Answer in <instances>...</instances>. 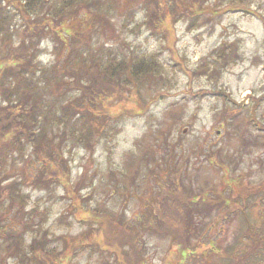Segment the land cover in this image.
<instances>
[{
  "label": "rangeland",
  "instance_id": "1",
  "mask_svg": "<svg viewBox=\"0 0 264 264\" xmlns=\"http://www.w3.org/2000/svg\"><path fill=\"white\" fill-rule=\"evenodd\" d=\"M23 2L14 0L7 5L14 30L4 44L0 36V54L21 39H28L22 12L18 10ZM190 2L196 7L195 15L166 21L169 40L152 33L144 24L142 0L112 1L106 21L92 14L99 32L84 34L94 45L102 44L120 54L133 51L146 57L152 55L161 66L163 77L159 84L143 90L149 102L145 112L117 117L118 107L110 108L112 115L101 131H96L92 147L75 146L66 153L70 194L73 191L81 198L76 202L93 211L104 209L136 226L143 246L140 249L150 264H162L171 240L150 233L138 223L144 221L146 202L152 196L153 182L143 177L147 171L144 162L148 160L140 161L149 147L154 148L165 139L174 144L177 152L183 154L181 162L187 164L183 173L186 172L194 192L220 190L223 180L222 169L197 154L199 146L219 147L228 176L237 177L243 185L251 187L264 182V128L258 125L264 126V0H197V5L196 0ZM82 9L78 13L86 14V18L73 14L63 23L64 30H82L88 25L93 11ZM52 30L35 43L36 61L42 66L65 63L69 38L65 34V42H61ZM217 90L224 93H215ZM252 115L257 123L251 121ZM155 153L157 159L161 158L162 150ZM34 156L28 151L4 156L6 174L10 176L5 182L23 181L22 191L28 196L26 208L37 209L43 228L51 237L49 248L60 250L63 239L70 245L76 240L78 246L69 264L111 262L112 253L91 244L105 236L86 232L89 227L96 228V224L87 220L88 225L83 215L73 211L70 195L64 194L61 185L37 188L32 184ZM149 164L152 167V161ZM128 173L132 174V181ZM251 199L247 211L252 223L259 226L264 221V201L258 198L252 203ZM2 211L0 208L2 224L11 226L10 212ZM199 225L217 247L231 243L241 228L238 214L215 211L201 216ZM196 263L203 264L199 259ZM205 264H219L218 258L211 256Z\"/></svg>",
  "mask_w": 264,
  "mask_h": 264
},
{
  "label": "trees",
  "instance_id": "2",
  "mask_svg": "<svg viewBox=\"0 0 264 264\" xmlns=\"http://www.w3.org/2000/svg\"><path fill=\"white\" fill-rule=\"evenodd\" d=\"M112 1L118 0H24L18 8L28 39H21L16 46L12 45L0 54L3 101L0 104V208L1 213L10 212L11 215V226L2 224L0 217L3 252L0 264H69L78 246L76 240L70 241V245L63 239L62 249L49 248L51 237L43 228L37 209L26 208L28 196L22 191L23 181L5 182L10 176L6 174L4 156L13 152L23 155L27 151L35 155L32 184L37 188L61 185L64 194L70 195L69 206L73 211L83 215L88 225L89 222L96 224V228L89 227L86 232L105 236L91 244L112 253V261L106 264H150L140 249L143 246L136 226L104 209L83 208L76 202L79 196L73 191L70 194L66 153L75 146L92 147L97 139L96 131H101L112 115L110 108L118 107L120 114L117 117L145 112L149 102L143 90L158 85L163 77L161 66L152 55L146 57L133 51L120 54L102 44L94 45L90 38L84 37L86 33L99 32L95 21L108 19ZM13 2L0 0L2 44L11 38L14 30L10 10L7 11V5ZM191 7L190 0H142L144 24L152 33L169 40L166 21L172 18L176 22L180 17L195 15L196 7ZM82 8L93 11L88 25L82 30H64L63 23L73 14L85 17L86 14L78 13ZM92 14L97 15V19L92 21ZM262 20L264 26V18ZM51 30L61 42H65L62 37L66 34L68 52L63 58L64 64L54 62L42 66L36 61L35 43L38 37ZM215 93L224 92L217 90ZM250 119L257 123L253 115ZM258 125L264 128L260 123ZM160 150L162 155L157 159L155 152ZM197 154H203L205 160L222 169L220 190L211 188L194 192L187 182L186 172L183 173V166L187 167L185 161L182 163L183 154L177 152L176 146L167 139L154 148L149 147L140 157V161L148 160L144 162L147 170L144 180L153 185L152 196L146 202L144 224L138 223L150 233L170 238V248L162 264H189L190 261L197 264L198 259L205 264L211 256L217 257L219 264H264V221L256 226L247 211L251 198L252 203L258 198L264 201V182L247 187L237 177L228 176L229 169L222 162L219 147L199 146ZM130 175L128 173L127 177L132 181ZM213 211L239 215L240 230L231 243L222 247H217L214 239L202 233L199 225V218Z\"/></svg>",
  "mask_w": 264,
  "mask_h": 264
}]
</instances>
